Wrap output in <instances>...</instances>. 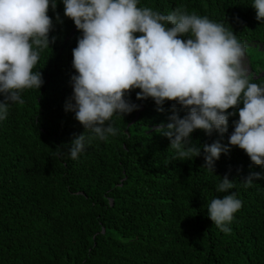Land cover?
<instances>
[{
  "label": "trees",
  "instance_id": "16d2710c",
  "mask_svg": "<svg viewBox=\"0 0 264 264\" xmlns=\"http://www.w3.org/2000/svg\"><path fill=\"white\" fill-rule=\"evenodd\" d=\"M252 3L138 0L137 6L167 15L183 5L188 14L222 23L246 48L250 82L264 86V22ZM48 15L56 41L33 69L44 83L23 90L25 102L11 105L0 120V264H264V166L252 164L238 146L221 154L214 172L202 166L203 155L173 160L169 139L155 129L168 122L174 101L158 112L152 98L137 100L140 90L133 89L127 98L140 108L112 117L117 134L93 139L71 158L70 142L84 128L64 105L81 32L64 15L62 0ZM233 120L238 112L223 137L195 130L193 143L227 144ZM250 171L262 178L245 188L240 180ZM225 174L235 179L229 191L242 201L228 234L207 214L211 200L224 195L216 186Z\"/></svg>",
  "mask_w": 264,
  "mask_h": 264
},
{
  "label": "clouds",
  "instance_id": "9594fccd",
  "mask_svg": "<svg viewBox=\"0 0 264 264\" xmlns=\"http://www.w3.org/2000/svg\"><path fill=\"white\" fill-rule=\"evenodd\" d=\"M62 2L64 15L81 32L72 49L73 91L64 105L84 128L68 147L73 160L93 139L106 142L117 134L112 117L140 108L127 98L139 89L136 99L152 98L158 112H165L166 101L175 102L168 122L155 129L169 139L173 160L203 155L202 166L214 172L221 154L238 146L252 164L264 166V86L250 82L246 48L232 30L206 16L188 14L183 5L165 15L138 7V0ZM50 6L55 12L57 0H0V120L7 118L11 105L25 102L23 90H39L44 83L42 73L33 69L40 53L56 41L49 37L55 27L48 15ZM252 6L256 19L264 22V0H253ZM56 19L60 20L58 12ZM177 105L186 111L184 116ZM237 112L227 144L219 139L193 143L191 134L197 129L223 137L229 117ZM261 178L260 172L250 171L240 181L248 188ZM234 181L225 174L216 186L224 195L207 207L209 218L225 234L242 207L236 193L229 191L235 188Z\"/></svg>",
  "mask_w": 264,
  "mask_h": 264
},
{
  "label": "rangeland",
  "instance_id": "374dc122",
  "mask_svg": "<svg viewBox=\"0 0 264 264\" xmlns=\"http://www.w3.org/2000/svg\"><path fill=\"white\" fill-rule=\"evenodd\" d=\"M244 62H245V61H244ZM245 65H246V62H245ZM246 67H247V69H249L247 65H246Z\"/></svg>",
  "mask_w": 264,
  "mask_h": 264
}]
</instances>
